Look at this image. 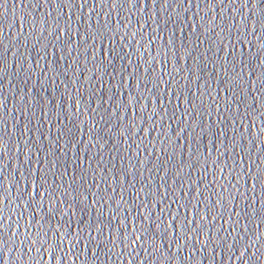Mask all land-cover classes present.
Instances as JSON below:
<instances>
[{"label":"water","instance_id":"95a60500","mask_svg":"<svg viewBox=\"0 0 264 264\" xmlns=\"http://www.w3.org/2000/svg\"><path fill=\"white\" fill-rule=\"evenodd\" d=\"M261 19L0 0V264H264Z\"/></svg>","mask_w":264,"mask_h":264},{"label":"snow or ice","instance_id":"6c2138e0","mask_svg":"<svg viewBox=\"0 0 264 264\" xmlns=\"http://www.w3.org/2000/svg\"><path fill=\"white\" fill-rule=\"evenodd\" d=\"M116 2H117V0H112V4L113 5H116ZM133 2H134V0H129V3H133ZM141 2H142V0H141ZM84 3H87V0H84ZM245 3H247V0H245ZM253 6L255 7V2H254ZM260 22H261L262 26H264V19H261ZM262 47H264V46H262ZM261 62L264 63V61H261ZM29 68H31V65L29 66ZM262 131H264V129H262ZM0 152H3V148L2 147H0ZM262 171H264V170H262ZM256 179H257V181H259V179H260L259 173L257 174ZM46 194H48L49 196L51 195V193H50V191H48V189H45L44 196H42L41 199H44ZM29 202H34V204L36 203L35 200H30ZM38 206H41V205H38ZM162 211H163V209H162ZM173 220H176V217H173ZM121 223H123V221H121ZM3 227H4V225H0V229H2ZM169 227L171 228V224L169 225ZM195 231H196V229H195ZM139 239H140V237H137V240H139ZM257 239H259V238H257ZM262 246H264V245H262ZM2 247L3 246L0 245V249H2ZM240 254H241V256L244 255V250L243 249H241V253ZM6 256H7V253L4 254L3 264H8V261L5 259ZM246 264H247V262H246Z\"/></svg>","mask_w":264,"mask_h":264}]
</instances>
